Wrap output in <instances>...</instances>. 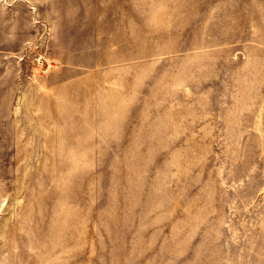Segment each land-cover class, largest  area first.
<instances>
[{"label": "rangeland", "instance_id": "obj_1", "mask_svg": "<svg viewBox=\"0 0 264 264\" xmlns=\"http://www.w3.org/2000/svg\"><path fill=\"white\" fill-rule=\"evenodd\" d=\"M0 264H264V0H0Z\"/></svg>", "mask_w": 264, "mask_h": 264}]
</instances>
